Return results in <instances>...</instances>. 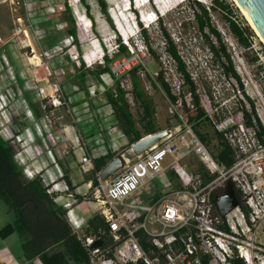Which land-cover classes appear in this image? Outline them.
I'll return each instance as SVG.
<instances>
[{"label": "rangeland", "instance_id": "1", "mask_svg": "<svg viewBox=\"0 0 264 264\" xmlns=\"http://www.w3.org/2000/svg\"><path fill=\"white\" fill-rule=\"evenodd\" d=\"M104 1L107 13L101 10L98 0H0V37L5 41L0 42V94L10 97L7 102L6 98L0 96V128L7 139L10 136H13L14 140L17 138L16 143H12L17 150L16 158L25 173L31 176L38 172L40 177L42 174L43 183L52 191L53 198L59 200L60 205L66 203L68 209V205L74 204L77 212V206L85 202L86 214L79 215L83 220L100 214L92 199L94 190L89 186L91 182L85 184L86 177L93 175V169H89L90 161L94 163L96 158L102 157L99 151L93 153L91 150L93 143L97 144V141L102 143L97 144L101 147L106 144L104 141L109 137V129H114V134L119 136L123 135V132L113 109L106 101V91L100 90L103 82L90 71H97L99 65L104 66V52L99 46L100 42L108 44L109 55L112 56L118 37L121 40L129 37L131 42H135L131 48L139 57L137 79L140 89L154 103L155 124L161 129L159 133L172 132V140L181 147V153L184 154L180 161L181 176H192L197 180V184L201 183V174H197L198 164L202 163L206 167L207 165L194 151L193 141L196 134L188 123L190 115H196L197 111L192 105L193 99L189 89L170 51L171 46L167 38L170 36L186 64L187 72L196 83L201 104L213 119L216 128L222 131L233 128L226 132V136L237 149V161L233 169L227 168L223 177L216 183V195L222 197L226 194L225 178L232 179V175L237 176L242 183V189L254 194L259 214L264 217V145L255 137L254 129L246 126L240 111L243 107L250 109L253 101L264 125V42L237 0H224L227 9L211 7L215 0ZM198 1L210 10L212 26L222 35L223 44L231 54L236 71L244 84L246 96L239 91L238 82L226 74L224 57L212 49V46L218 49L216 37L208 28H199L196 15L202 13V8ZM68 5L72 7L76 19L80 45L75 43L68 46L50 62L49 66L52 68L47 71L46 60L40 58L45 51L54 48H48L47 41L54 38L58 41L56 46L65 47L68 43L70 45L69 39H72L68 34L70 25L65 21L70 16L67 12ZM157 9L161 11L156 12ZM153 10L157 18L154 21H150L151 18L146 19L148 23L145 26L141 18ZM233 21L244 29L248 28L246 35L253 41L251 46L245 45L235 33ZM143 27L147 32V42L142 37ZM127 49L129 54H132L129 47ZM78 61H81V67ZM83 63L87 64L86 68ZM161 71L165 72L174 93L181 98L185 96L187 107L181 103L176 108L166 93L154 84ZM50 73L53 77H49ZM80 73L86 75V83L79 77ZM101 75L105 79L104 74ZM18 77L21 78V83ZM106 80L107 87L112 90L117 82L120 83L126 93L129 110L137 121V128L141 130L138 121L142 109L135 97L130 74L113 81L111 78ZM56 83L61 86L58 93L63 102L61 107H56L53 102L55 97H59ZM40 87L44 88L42 95L38 94ZM26 94L31 96L38 109L39 119H35L31 114L32 108ZM181 117L184 119L183 125L179 122ZM201 129L211 137L214 136V127L202 122ZM95 133L97 135L93 136ZM216 145L217 140L213 137L211 145L207 146L212 154L217 149ZM131 146L126 145L118 153L124 154L126 166L129 162L127 156L130 161H137L138 155L130 150ZM165 165L168 170L175 168L171 154L166 158ZM67 171L71 172L72 179L75 178L77 185L81 186L80 193H86L83 195V201L77 202L76 192H73V195L67 191V185L64 183ZM100 175L101 173L99 180ZM181 176L180 183L183 185ZM75 180L73 179L74 183ZM147 182L148 180L145 184ZM70 193L73 197H69ZM69 219L71 220L70 217ZM69 219L68 223L71 224ZM14 221V214L0 199V231ZM253 229H256L251 234L253 248L264 249V218L259 220ZM258 255L255 264H264V256ZM1 258L14 260L13 264H21L27 260L23 241L18 233L6 239L0 235Z\"/></svg>", "mask_w": 264, "mask_h": 264}, {"label": "built area", "instance_id": "2", "mask_svg": "<svg viewBox=\"0 0 264 264\" xmlns=\"http://www.w3.org/2000/svg\"><path fill=\"white\" fill-rule=\"evenodd\" d=\"M69 40L70 45L69 43L65 47L57 45L40 55V58L46 60L47 71L52 68L49 64L55 57L76 43L74 37ZM0 42L5 43L1 37ZM121 44L127 45L132 54L115 58ZM132 44L129 37H125L121 42L117 41L113 49L114 54L110 56L108 44L104 41L99 43L104 52L102 56L104 65L105 55L115 58L110 63L111 71L104 74L105 79L101 75L103 82L100 86L101 91L105 92L108 88L106 78L116 80L138 66L139 57L133 51ZM34 57L38 59L36 55ZM78 64L82 66L81 61H78ZM49 77H53V74L50 73ZM55 88L59 95L61 86L56 83ZM43 93L44 88L40 87L38 94ZM0 96L6 98L7 102L10 101L8 95L1 93ZM55 98L54 105L63 106L60 95ZM37 124L35 126L38 129ZM2 135L6 138L4 134ZM172 138L173 134L170 132L167 140L149 149L145 154L137 156V161L132 162L129 159L124 171L108 182L102 180L96 184L91 182L89 186L94 190L92 199L108 224L104 237L84 236L85 227L82 226V219L73 212L72 205H68L69 216L74 220L76 232L88 250L90 264H236L238 260L245 264H255L258 261L255 256L258 257V254L264 256V249L255 247V256L252 254L251 234L256 230L253 229L256 223L264 217L259 214L254 194L242 189L239 177L232 175V179L225 178L226 182L233 180L237 184L242 192L243 202H240V206L233 212L223 216L219 205L221 197L214 198V194L217 188L215 185L227 168L215 159L207 145L196 135L193 141L194 151L216 178L209 185L203 186V180L197 184V180L192 176H181L180 161L184 154ZM14 139L10 136L8 140L16 143L17 138ZM170 154L174 157L177 170L184 180L183 188L170 191L158 201L147 202L142 196L145 182L167 171L165 160ZM234 166L235 164L230 169L232 170ZM92 167L90 161L89 169ZM38 174L40 173L31 176ZM66 189L69 191L68 187ZM48 193L52 194V191L49 189ZM69 196L73 197L71 193ZM98 240H101L102 244L92 250L91 245Z\"/></svg>", "mask_w": 264, "mask_h": 264}, {"label": "trees", "instance_id": "3", "mask_svg": "<svg viewBox=\"0 0 264 264\" xmlns=\"http://www.w3.org/2000/svg\"><path fill=\"white\" fill-rule=\"evenodd\" d=\"M98 2L101 6V10L104 13H107V5L105 1L98 0ZM197 3L202 8V13L196 15L199 22V28L201 30L208 28L216 37L218 41V49L215 46H212V49L215 53L224 57L223 64L226 68V74L238 82L239 91L246 96L244 84L236 71L231 54L226 45L223 44L222 35L214 26H212L213 23L210 16V10L204 6L201 1H198ZM211 7L215 9L219 7L224 9L228 8L224 0H215ZM67 12L70 14V16L65 19L70 25L68 34L71 37H74L77 45H80L76 19L70 5H68ZM164 29L166 31V28ZM233 29L243 40L245 45H252L253 41L246 35L248 28L244 29L237 22L233 21ZM142 35L144 41L147 42V32L144 27L142 28ZM167 38L171 46L170 51L172 56L178 64L179 73L183 76L185 84L193 99L192 105L197 111L196 115H190L188 123L191 124L195 134L199 136L207 146L211 145L213 137L216 138L217 149L213 155L219 163H222L226 168H230L237 161V149H235L226 136V132L231 131L233 128H227L225 131L216 128L213 119L204 110L201 104V99L197 93L196 83L187 72L186 64L180 56L177 46L170 36ZM55 40L56 39L54 38L48 40L47 47H55L58 43V41ZM118 41L121 42L120 37H118ZM150 49L155 55L153 49L151 47ZM120 55H129L127 47L123 44L120 45V50L114 57H120ZM114 57L110 58L108 55H105V65H99L97 71H90L93 75H96L99 78L101 83L102 80L100 79V76L102 73L107 74L111 71L110 63ZM83 66L86 68L87 64L83 63ZM139 67L140 65L134 67L129 74L132 79L135 97L140 102V107L142 109L141 118L138 121L141 130L137 128V121L129 110L126 93L121 88L120 83L117 82L115 84L114 90L110 88L106 89V101L113 109L117 123L124 136L128 139L129 145L137 143L145 136L153 135L161 131V129L155 124L156 108L154 103L151 99L147 98L140 89V84L137 79ZM79 77L84 83L87 82L84 73H80ZM18 79L21 83V78L18 77ZM154 84L166 93L176 108H178L181 103L187 107L185 96L181 98L174 93L171 84L166 79L164 71L159 72ZM26 97L35 118L39 119L40 113L34 105L31 96L26 94ZM247 98L250 100L249 97ZM240 111L242 112L246 126L254 129L255 137L261 145H264V125L256 111L254 102H251L250 109L247 110L243 107ZM179 122L180 125H183L184 119L181 117ZM202 122L207 126L214 127V136L211 137L208 132L202 131ZM94 135H97V133L93 134V136ZM44 145L41 146L44 148ZM16 153L17 150L15 145L0 133V199L15 216L14 223L6 226L0 231V235L3 239H6L15 233H18L22 238L26 259L28 261L39 259L42 264H72V262L75 264H90L88 250L79 238V234L73 229L72 225L68 223V210H66L63 205H60L57 200L53 198L52 194L48 193L49 188L44 185L43 180L39 175L28 176L25 173V169L16 158ZM56 155L60 159L59 155ZM117 155V153L110 151L106 156L96 158L94 163L92 162L93 175L89 174L86 177V183H90L92 180L94 183H98L99 174L105 170ZM168 171L171 179L175 180V189L183 188V185H181L182 183H180V175L177 169L173 168ZM197 174H201L203 186L209 185L216 178V175L212 174L202 163L198 164ZM64 183L67 185L70 192L75 193L78 186H75L70 171H67L65 174ZM75 197L77 202L84 200V197L81 195H75ZM216 197L217 195L214 194V198ZM239 200L240 202H243L241 197H239ZM245 211L248 213L247 210ZM82 226L85 227L83 232L84 236L102 235V237H104V232L108 229V224L101 214L92 215L88 220L84 219ZM236 264L245 263L242 260H238Z\"/></svg>", "mask_w": 264, "mask_h": 264}, {"label": "water", "instance_id": "4", "mask_svg": "<svg viewBox=\"0 0 264 264\" xmlns=\"http://www.w3.org/2000/svg\"><path fill=\"white\" fill-rule=\"evenodd\" d=\"M239 5L243 8L245 13L249 16L253 28L257 31L264 41V0H237ZM170 136V132L165 131L148 135L142 138L135 144H132L131 150L138 156L145 154L149 149L163 142ZM126 166V159L124 154H119L101 173L100 178L105 182L113 175L123 170ZM226 194L220 199L219 205L223 216H227L233 212L240 202L238 201L233 186L230 182L227 183ZM102 244L101 240L95 241L91 245V249H96Z\"/></svg>", "mask_w": 264, "mask_h": 264}, {"label": "crops", "instance_id": "5", "mask_svg": "<svg viewBox=\"0 0 264 264\" xmlns=\"http://www.w3.org/2000/svg\"><path fill=\"white\" fill-rule=\"evenodd\" d=\"M56 58V57H55ZM54 58V59H55ZM53 59V60H54ZM32 114V113H31ZM34 128V127H33ZM99 128V127H98ZM110 131L109 132V137L104 141L106 142V144H103V146L101 147V145H97V144H102L100 143V141H97V144H94L93 143V150H91L93 153L95 152H100L101 153V156H106L110 151H113L114 153H119V151L124 148L126 145L129 144V141L128 139L126 138V136H119V135H115L114 134V129H109ZM101 131L99 130V133ZM125 138V139H122V138ZM103 142V143H104ZM121 142V143H120ZM97 145V146H96ZM128 149V148H126ZM131 150V149H130ZM131 152V151H130ZM128 154L130 155V153L128 152ZM128 159H130L128 156H127ZM175 164V163H174ZM93 169V167L90 169V171ZM175 169H177V166H175ZM178 171V170H177ZM179 173V172H178ZM73 177V176H72ZM75 180V178H73ZM181 179V178H180ZM93 182V180H92ZM94 183V182H93ZM75 186H78V188H76V194L77 195H85L86 193L84 194H81L80 191H81V186L77 185L76 183V180H75ZM88 185V183H85ZM170 184V186H168ZM175 185V180L171 179V177L169 176V171H168V168H167V171L164 173V174H161L160 176L152 179V180H149V182L146 184L143 193H142V196L143 198L147 201V202H155V201H158L161 197H164L166 196L170 191H173L175 189L174 187ZM72 193V192H71ZM73 194V193H72ZM70 197V196H69ZM157 197V198H156ZM156 198V199H155ZM57 200V199H56ZM57 202L59 204H61L59 202V200H57ZM70 203V202H69ZM90 204V203H89ZM67 205L66 203L63 204V206ZM77 212H76V215L78 218L82 219V225L84 223V220L83 218L79 217V215H83V214H86L85 211H87V207H86V203L85 202H82L81 204H79L77 206ZM72 208H73V212H75V205L73 204L72 205ZM65 209L68 210V208H66L65 206ZM69 217L71 218V216H69V211H68V215H67V218L69 219ZM69 221H71V225L73 227V229L76 231V226H75V223H74V220L71 218V220L69 219ZM73 221V223H72ZM13 259V258H12ZM13 261L14 260H11V261H8L4 258H1L0 259V264H13ZM16 264V263H15ZM21 264H42V262L39 260V259H35L33 261H28L26 260L24 263H21Z\"/></svg>", "mask_w": 264, "mask_h": 264}, {"label": "flooded vegetation", "instance_id": "6", "mask_svg": "<svg viewBox=\"0 0 264 264\" xmlns=\"http://www.w3.org/2000/svg\"><path fill=\"white\" fill-rule=\"evenodd\" d=\"M235 149H236V148H235ZM236 152H237V151H236ZM229 182L232 184L233 189H234V192H235V195H236L238 201L240 202L239 197H241V199H242V194H241L240 189H238L237 184H236L235 182H233V180H229ZM227 183H228V182H227Z\"/></svg>", "mask_w": 264, "mask_h": 264}, {"label": "clouds", "instance_id": "7", "mask_svg": "<svg viewBox=\"0 0 264 264\" xmlns=\"http://www.w3.org/2000/svg\"><path fill=\"white\" fill-rule=\"evenodd\" d=\"M142 19V18H141ZM141 21H143V20H141ZM145 24V23H144ZM146 26V25H145ZM133 43H135L134 41H132ZM251 250H252V254L254 255V253H255V249L254 248H251ZM255 256V255H254ZM256 258H258L257 256H255Z\"/></svg>", "mask_w": 264, "mask_h": 264}, {"label": "bare ground", "instance_id": "8", "mask_svg": "<svg viewBox=\"0 0 264 264\" xmlns=\"http://www.w3.org/2000/svg\"><path fill=\"white\" fill-rule=\"evenodd\" d=\"M240 7H241V5H240ZM242 8V7H241ZM243 9V8H242ZM244 11V10H243ZM244 13H245V11H244ZM246 14V13H245ZM246 16L248 17V19L250 20V18H249V16L246 14ZM250 22H251V20H250ZM252 24V23H251ZM262 39V38H261ZM262 41H263V39H262ZM264 42V41H263Z\"/></svg>", "mask_w": 264, "mask_h": 264}]
</instances>
